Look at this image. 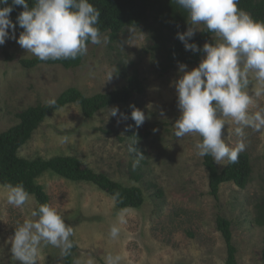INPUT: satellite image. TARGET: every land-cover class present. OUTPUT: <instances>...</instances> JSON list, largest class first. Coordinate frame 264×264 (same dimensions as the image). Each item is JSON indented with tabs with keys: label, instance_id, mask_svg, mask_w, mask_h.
<instances>
[{
	"label": "rangeland",
	"instance_id": "rangeland-1",
	"mask_svg": "<svg viewBox=\"0 0 264 264\" xmlns=\"http://www.w3.org/2000/svg\"><path fill=\"white\" fill-rule=\"evenodd\" d=\"M160 24L153 12L144 26L125 30L116 43L104 36L107 42L89 46L83 65L75 70L46 65L25 69L20 61L35 56L16 42L20 34L10 39L0 47V134L19 124L18 115L23 111L46 105V100H56L70 88L87 97L107 94L126 85L121 73L129 76L137 72L145 93L134 96L128 104L113 106L119 108L117 116H110V107L86 119L78 105H68L46 119L19 151V156L28 160L76 157L96 173L144 193L145 204L129 209L128 223L122 226L120 238L113 241L108 233L119 209L110 196L89 183L70 182L52 173L40 177L37 184L50 196V205L74 229L72 238L78 248L73 264L76 260L86 264L89 258L104 264L108 252L122 254L123 264H226L218 216L232 223L238 264H264V228L255 223L256 206L264 198V135L244 129L246 150L242 153L251 159V182L245 190L234 184L222 185L215 201L209 195L204 159L194 147L200 137L177 139L174 135L173 126L181 115L175 83L182 73L179 66L164 70L163 54L153 50ZM199 28L202 31L204 26ZM218 42L214 36L212 44ZM109 73L113 74L111 81H107ZM132 106L146 116L140 126L142 152L129 151L130 146L135 148L126 133L130 128L127 111ZM259 108H264V98L256 100L249 112ZM240 139L233 134L226 142L235 146ZM138 154L143 158L133 171L132 162ZM227 163L217 168L221 171ZM138 174L140 181L133 178ZM3 193L0 184V264H19L11 256L8 241L17 222L29 218L37 204L31 196V203L21 210L8 205ZM38 264H64V257L57 248L42 247Z\"/></svg>",
	"mask_w": 264,
	"mask_h": 264
},
{
	"label": "clouds",
	"instance_id": "clouds-1",
	"mask_svg": "<svg viewBox=\"0 0 264 264\" xmlns=\"http://www.w3.org/2000/svg\"><path fill=\"white\" fill-rule=\"evenodd\" d=\"M174 2L187 11L190 25L186 32L177 33L178 39L186 50L204 53L198 67L190 71L186 64L179 65L182 75L175 88L181 115L173 126L174 135L177 139L199 136L201 139L194 145L196 154L210 156L217 165L223 166L225 161L237 163L239 155L246 150L244 129L251 128L264 135V108L249 112L256 100L264 98V21L255 20L239 8V0ZM14 6L24 8L17 17L24 31L16 42L40 61L75 60L87 55L89 43L107 42L98 27L101 13L89 0H34L31 7L28 0H11V4L9 0H0V46L7 39H16V24L10 19ZM200 25L221 42H206L202 49L189 43ZM112 78L113 74L109 73L107 81ZM45 104L54 107L56 100L48 99ZM132 107L131 118L137 127L142 126L145 113ZM118 113V107L110 110L112 117ZM233 134L241 139L230 146L226 141ZM129 151L137 150L132 145ZM142 158L143 154H138L133 160V171ZM3 189L8 205L23 210L31 203L32 197L23 183L5 184ZM112 198L120 200L121 194L116 192ZM128 214V208L117 212L108 233L110 240L120 238ZM74 235L64 216L55 207L43 203L30 212L29 218L17 222L15 234L8 241L11 256L19 264H38L42 247L51 246L67 257L78 246L72 239ZM103 260L104 264H123L124 256L108 252ZM75 264L80 261L76 260ZM86 264H95L94 258H89Z\"/></svg>",
	"mask_w": 264,
	"mask_h": 264
},
{
	"label": "trees",
	"instance_id": "trees-1",
	"mask_svg": "<svg viewBox=\"0 0 264 264\" xmlns=\"http://www.w3.org/2000/svg\"><path fill=\"white\" fill-rule=\"evenodd\" d=\"M28 2L30 7L34 6V0H28ZM89 2L100 11L101 16L98 27L103 36L109 37L112 44L118 41L125 30L144 26L150 14L156 12V20H159L161 24L156 31L158 42L153 50L163 54L164 70L166 71L180 64L198 66L204 57L202 51L186 50L184 43L178 39L177 33H183L185 32L184 28L189 27L188 13L177 5L174 0H89ZM9 4H11V0H9ZM238 7L247 11L255 20L264 21V0H239ZM22 11H24L23 6H14L10 14V19L16 24L15 36L24 31L17 20ZM11 31L12 29H9V32ZM213 37L214 34L209 33L204 28L202 31L196 32L194 37L189 39V43H195L202 49L206 42L212 43ZM9 40L7 39L6 42ZM91 45L89 43L88 47ZM85 58L86 56L75 60L40 61L35 57L33 59H23L20 64L25 69H34L46 65L75 70L83 65ZM121 76L126 79V85L121 89L107 94L87 97L77 88H70L56 99L54 107L38 105L20 113L18 115L19 124L0 134V184L3 186L5 184L23 183L25 189L35 199L37 209L40 204L47 203L50 205L51 202L50 196L43 186L37 184V180L46 173H52L70 182L92 184L111 198L114 193L119 192L121 199L115 200L116 207L119 210L122 208L140 209L143 207L145 197L140 188L126 187L105 174L96 173L85 167L76 157L59 156L48 160L42 158L28 160L19 156L20 149L32 139L34 133L46 119L66 106L78 105L82 115L86 119H92L105 109L128 104L134 96L145 93L144 84L137 72L129 76L121 73ZM132 111L133 108L127 111L130 121V128L126 132L127 139L135 143L136 150L142 152L139 142L143 137L140 126L137 127L135 121L131 118ZM203 159L204 168L209 175V195L215 201L219 200L220 190L224 184H234L240 190H245L250 184L253 167L247 153H241L237 163L228 162L221 171L210 156H205ZM133 178L140 181L142 176L138 174L134 175ZM162 195L163 192L159 190L157 196L161 198ZM255 223L257 226L264 228V198L256 206ZM216 224L217 230L222 234L225 241L226 264H238V251L233 241L232 223L218 216ZM77 248L78 246L74 247L71 250V255L64 257V264L74 263Z\"/></svg>",
	"mask_w": 264,
	"mask_h": 264
}]
</instances>
